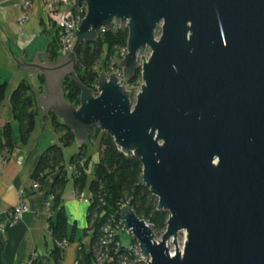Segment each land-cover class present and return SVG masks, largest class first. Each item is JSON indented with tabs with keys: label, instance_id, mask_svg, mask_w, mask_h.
Wrapping results in <instances>:
<instances>
[{
	"label": "water",
	"instance_id": "water-1",
	"mask_svg": "<svg viewBox=\"0 0 264 264\" xmlns=\"http://www.w3.org/2000/svg\"><path fill=\"white\" fill-rule=\"evenodd\" d=\"M83 8L68 55L14 58L44 78L42 117H57L80 148L98 127L141 162L158 211L170 215L161 242L132 207L119 216L152 264H264V0H76L69 11ZM114 25L129 36L115 61L124 83L141 70L136 97L117 73L101 72L95 92L75 71L82 45ZM68 77L78 107L65 98Z\"/></svg>",
	"mask_w": 264,
	"mask_h": 264
},
{
	"label": "trees",
	"instance_id": "trees-1",
	"mask_svg": "<svg viewBox=\"0 0 264 264\" xmlns=\"http://www.w3.org/2000/svg\"><path fill=\"white\" fill-rule=\"evenodd\" d=\"M128 31L115 28L101 38L95 44L84 43L77 54L75 69L78 79L86 87L95 90L98 85V78L104 70L108 73L116 69L115 61L121 57L123 50L127 48ZM51 61L59 57L58 36H54L48 48ZM113 68V69H112ZM141 70H138L136 78L130 82L134 84L141 78ZM41 90L44 86V78L40 76ZM7 85L0 86V105L5 100ZM63 91L67 101L75 106L80 104V91L73 78L68 77L63 83ZM37 94L28 80H24L15 90L11 98L15 118L19 122L20 137L23 143H27L33 134L41 111L37 106ZM51 120L54 129L62 134L61 142L64 147H70L76 143L74 135L67 130L54 115L50 114L44 120ZM0 140V153L7 157L15 147L11 126H6ZM100 140V160L97 163L93 177L90 180L87 158V146L80 148L78 155L71 158V165L77 167L76 174L69 173L64 165L63 147H50L40 158L35 171L34 181L44 184L49 175L58 173L53 190L50 195L55 197L54 210L58 211L56 219H50L49 232L56 241H73L67 235V219L63 211L62 195L65 186L73 177L76 191L83 193L86 189L90 192L92 199L88 206V229L93 224L94 234L88 247L81 244L78 250L77 260L79 264H97L92 248L96 243V237L102 224L111 219L120 221V212L124 206H130L137 215L155 226L158 235L163 234L167 229L169 220L168 212L158 211V199L151 193L143 182V166L133 155H125L115 145L114 140L107 134H102L98 127L92 129L89 134V143ZM88 143V144H89ZM5 150V151H4ZM90 235V234H89ZM133 242H135L133 240ZM3 247L0 243V264L2 261ZM64 250L57 246L51 251L50 264H60ZM33 264H43L38 259Z\"/></svg>",
	"mask_w": 264,
	"mask_h": 264
},
{
	"label": "crops",
	"instance_id": "crops-1",
	"mask_svg": "<svg viewBox=\"0 0 264 264\" xmlns=\"http://www.w3.org/2000/svg\"><path fill=\"white\" fill-rule=\"evenodd\" d=\"M32 2L29 20L21 21L22 0H0V86L7 85L5 100L0 105V133H3L5 127L10 125L15 144L12 152L8 154L7 164L0 166V221L6 223L10 211L19 204L21 193L27 206V210L21 215L19 222L13 227H7L4 233H0L3 264H28L34 253L39 254V259L43 260V264L51 263L50 255L54 241L49 228H47V223L49 226L50 219H56L58 211L53 208L49 220L42 216V211L53 190L58 173L55 171L49 175L41 190H33L32 185L42 155L53 146L63 147V153L64 148H67L63 146L62 134L59 132L61 145H52L46 150L44 149L46 148L44 147V140L41 137H35L36 142L34 143L30 139L27 143H23L20 137L19 122L15 118L11 104L13 93L25 79L32 85L38 97L44 92V86L43 90L39 89L41 87L39 80L41 75L26 73L15 61L17 55H21L24 63H32L35 54L43 51L49 57L48 48L53 39L50 40L48 37L54 30L40 0H32ZM9 41L13 55L8 46ZM46 55L41 54L39 56L41 63H45ZM40 111L41 116L37 121L36 128L43 127L45 124L42 109ZM64 165L66 169L72 166L71 163L66 164L65 160ZM69 178L62 195L61 206L68 223L67 235L73 241L70 249L64 251L60 264H74L80 245L83 244L88 247L91 243V236L87 234L89 207L84 201L74 197L76 190L74 180L71 176ZM70 181H72L73 189L71 192H66ZM83 194L85 198L91 196L89 191L87 194L84 192Z\"/></svg>",
	"mask_w": 264,
	"mask_h": 264
},
{
	"label": "built area",
	"instance_id": "built-area-1",
	"mask_svg": "<svg viewBox=\"0 0 264 264\" xmlns=\"http://www.w3.org/2000/svg\"><path fill=\"white\" fill-rule=\"evenodd\" d=\"M41 5L45 9L46 15L50 21L52 29L56 30V35L58 36V48L60 56H66L72 52L75 43L76 36L75 33L78 30L81 22L87 14V8L76 9L69 11L70 8H73L76 4V0H40ZM22 18L21 21H28L30 18L33 2L32 0H22ZM121 28L119 26L113 27ZM112 29V30H113ZM106 34L103 30L102 35ZM55 35V36H56ZM127 54V48L122 51L121 57L124 58ZM151 52L148 51L146 56L149 58ZM114 72L117 73L120 77L121 83L123 82V74L120 70L114 69ZM142 80V78H140ZM143 82V81H142ZM98 86V85H97ZM96 86V91H97ZM140 93V92H139ZM137 93L136 96L139 94ZM3 138L2 133H0V140ZM8 162V157L3 153H0V166L6 165ZM69 173L76 174L77 167L70 166L68 169ZM33 190H41L42 185L38 182H33ZM74 197L80 201H84L88 206L91 204L92 196L85 198L83 193H80L75 190ZM55 197L53 195L48 196L47 201L45 202L44 209L42 211V216L49 220L51 218V213L54 208ZM27 210L25 199L23 194H20L19 204L10 211L9 218L6 223L0 221V233H4L7 227L15 226L21 219V215ZM48 222V221H47ZM94 224V222H93ZM91 225L89 229V234L92 237L94 234V228ZM47 228H49L47 223ZM123 232H127L124 226L123 221H116L111 219L108 222L102 224L99 228L97 235V241L92 248L94 253L95 261L97 264H152L151 259H146L143 257L140 246L138 243L133 242L130 248H124L120 241V235ZM155 242L157 241L158 234H155ZM54 241V246H57L61 250H66L70 247L71 243L69 240L63 241ZM171 257L174 254L170 250ZM40 258L39 254L34 253L29 261V264H33ZM149 262V263H148ZM74 264H79L78 260Z\"/></svg>",
	"mask_w": 264,
	"mask_h": 264
},
{
	"label": "rangeland",
	"instance_id": "rangeland-1",
	"mask_svg": "<svg viewBox=\"0 0 264 264\" xmlns=\"http://www.w3.org/2000/svg\"><path fill=\"white\" fill-rule=\"evenodd\" d=\"M55 35H56V30L53 31L51 36H49L48 38L50 40H52ZM161 35H162V30H161V28H159L158 31H157V39H160ZM75 71H76V69H75ZM105 72H107V71H105ZM123 85H125L126 89L128 91L132 92L134 97H136V94L141 92V88H142L143 82H142V80H138V82H136L134 84L124 83ZM39 89H41V87ZM44 122H45V124H44L43 127H37L36 130L33 132L32 136L30 138L31 142H33V143L36 142L35 137L43 138L44 147H46V148H44L45 150L48 147L52 146V145H61L60 140H59V136L60 135H59L58 132H56L53 129V127L51 125V121L50 120H45ZM30 144H32V143H30ZM79 152H80V150H79V147H78L77 144H74L72 147H69V148L68 147L64 148V160H65V163L69 164L71 158L74 157L75 155L79 154ZM100 156H101V154H100V140H98L95 143H89L88 147H87V158H89L88 173H89L90 180H91L92 174H93V172L95 170V167H96L97 163L100 160ZM72 189H73V184H72V181H70L68 186H67V188H66V192L67 191L71 192ZM84 193L87 194L88 193V189H86L84 191ZM146 222L148 224H150L148 221H146ZM164 233L161 234V235H158V238H157L158 242H161ZM155 234H157L156 231H155ZM133 240L134 239H133L132 235H130L128 232H123L120 235V241H121L122 246L124 248H130L132 243H133ZM185 243H186V233H181L179 235V237H178V242H177L178 249H179V251L181 253L184 252ZM78 244H80V243H78ZM169 247H170L171 252L175 255L176 246L173 243H170ZM28 264H29V262H28Z\"/></svg>",
	"mask_w": 264,
	"mask_h": 264
},
{
	"label": "flooded vegetation",
	"instance_id": "flooded-vegetation-1",
	"mask_svg": "<svg viewBox=\"0 0 264 264\" xmlns=\"http://www.w3.org/2000/svg\"><path fill=\"white\" fill-rule=\"evenodd\" d=\"M117 69V68H116ZM117 70H119V69H117Z\"/></svg>",
	"mask_w": 264,
	"mask_h": 264
},
{
	"label": "bare ground",
	"instance_id": "bare-ground-1",
	"mask_svg": "<svg viewBox=\"0 0 264 264\" xmlns=\"http://www.w3.org/2000/svg\"><path fill=\"white\" fill-rule=\"evenodd\" d=\"M155 238H156V236H155Z\"/></svg>",
	"mask_w": 264,
	"mask_h": 264
}]
</instances>
